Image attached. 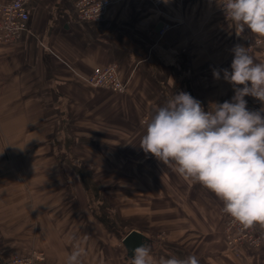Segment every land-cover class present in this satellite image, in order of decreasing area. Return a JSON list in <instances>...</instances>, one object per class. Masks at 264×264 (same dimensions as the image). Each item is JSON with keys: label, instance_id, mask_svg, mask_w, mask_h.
Segmentation results:
<instances>
[{"label": "crops", "instance_id": "obj_1", "mask_svg": "<svg viewBox=\"0 0 264 264\" xmlns=\"http://www.w3.org/2000/svg\"><path fill=\"white\" fill-rule=\"evenodd\" d=\"M77 1L32 0L27 29L0 46V264L33 250L67 264L76 249L79 264H132L123 243L132 230L153 264L189 255L264 264V226L262 247L245 244L237 257L223 202L139 147L144 122L173 94L206 111L232 99L213 69L231 71L233 47L255 40L251 55L264 63V37L237 36L217 0H112L98 23L76 18ZM110 63L125 93L87 82ZM245 100L250 111L264 107Z\"/></svg>", "mask_w": 264, "mask_h": 264}, {"label": "clouds", "instance_id": "obj_2", "mask_svg": "<svg viewBox=\"0 0 264 264\" xmlns=\"http://www.w3.org/2000/svg\"><path fill=\"white\" fill-rule=\"evenodd\" d=\"M217 5L237 36L247 28L264 37V0H217ZM232 52L231 71L213 69L214 79L223 72L233 86L231 101L211 103L206 111L189 93L173 94L144 122L139 147L212 192L242 226H264V107L250 111L245 100L252 96L264 105V63L256 62L243 45ZM151 251L148 242H141L131 249L132 264H153ZM81 254L74 250L67 264H79ZM162 264L200 261L195 255L172 256Z\"/></svg>", "mask_w": 264, "mask_h": 264}, {"label": "built area", "instance_id": "obj_3", "mask_svg": "<svg viewBox=\"0 0 264 264\" xmlns=\"http://www.w3.org/2000/svg\"><path fill=\"white\" fill-rule=\"evenodd\" d=\"M32 0H0V46L16 41L27 29L30 18V5ZM112 5V0H78L74 12L81 22L98 23L103 21ZM223 13V12H222ZM224 16V13H223ZM225 18V16H224ZM226 19V18H225ZM163 36L159 39L161 42ZM261 40L247 44L251 54ZM87 82L94 87L108 88L117 93H125L127 85L118 73V64L96 66L93 73L87 77ZM228 101H231L228 100ZM224 234L229 248L237 257L243 256V245L259 248L263 245V238L257 224L245 227L226 214ZM8 264H48L43 251L33 250L30 253H13Z\"/></svg>", "mask_w": 264, "mask_h": 264}, {"label": "water", "instance_id": "obj_4", "mask_svg": "<svg viewBox=\"0 0 264 264\" xmlns=\"http://www.w3.org/2000/svg\"><path fill=\"white\" fill-rule=\"evenodd\" d=\"M144 235L137 230H132L123 239V243L127 249V257L132 258L131 249L135 248L141 242H144Z\"/></svg>", "mask_w": 264, "mask_h": 264}, {"label": "rangeland", "instance_id": "obj_5", "mask_svg": "<svg viewBox=\"0 0 264 264\" xmlns=\"http://www.w3.org/2000/svg\"><path fill=\"white\" fill-rule=\"evenodd\" d=\"M161 236H162V234H161ZM161 238V237H160Z\"/></svg>", "mask_w": 264, "mask_h": 264}]
</instances>
